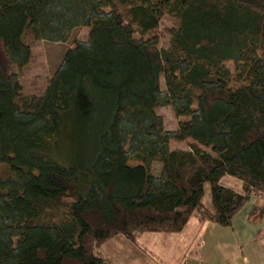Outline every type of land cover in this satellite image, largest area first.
Here are the masks:
<instances>
[{
  "label": "trees",
  "instance_id": "trees-1",
  "mask_svg": "<svg viewBox=\"0 0 264 264\" xmlns=\"http://www.w3.org/2000/svg\"><path fill=\"white\" fill-rule=\"evenodd\" d=\"M76 28L87 39L24 95L30 43ZM165 106L185 118L175 131ZM251 197L264 200V0H0V264H109L114 237L180 233L193 215L229 227Z\"/></svg>",
  "mask_w": 264,
  "mask_h": 264
},
{
  "label": "rangeland",
  "instance_id": "rangeland-1",
  "mask_svg": "<svg viewBox=\"0 0 264 264\" xmlns=\"http://www.w3.org/2000/svg\"><path fill=\"white\" fill-rule=\"evenodd\" d=\"M176 22L169 17L162 18L156 29L155 34L159 37L158 48H166L168 35L167 31L174 28ZM87 28H76L72 30L66 42L51 43L47 41H35L30 43L31 60L29 64L19 72V83L22 86L24 95H41L45 90L49 78L54 70L58 67L64 53L73 47L76 41H85L87 39ZM231 68V63L228 64ZM161 88L164 89L163 79L160 78ZM155 113L162 118L163 127L166 131H175L178 123L185 118L176 117L172 109L168 106L159 107L155 110ZM171 150H187L186 142L170 141ZM129 166H137L134 161L128 162ZM159 164L153 163L151 167V173L157 175L159 172ZM220 185L223 187H231L234 190H239L240 187L236 184H231L228 179H222ZM206 194L203 198V203L209 205L208 187ZM241 191V190H240ZM263 197V196H262ZM251 203L244 206L241 213L237 215L239 222H242L243 216L248 215V210L252 202L255 203L256 199L252 198ZM264 202L263 199L258 198L257 205ZM247 208V209H246ZM257 214V212H256ZM197 215H193L188 224L180 233L166 234V233H145L139 237L135 243L127 241L122 236H117L106 243H104L100 249V255L109 264H201L197 257V251L199 244L201 243L198 238L195 239V219ZM261 223V222H260ZM254 224L253 231L258 230L261 226ZM243 225V224H242ZM218 226V225H216ZM220 232L226 227H217ZM228 228V227H227ZM239 228L242 232L243 229L234 225V229ZM204 229V264H233V253L235 247L224 241L225 246L220 247L221 233L214 230ZM230 232V231H228ZM255 233V232H254ZM210 236L216 237L219 242H209ZM257 247L263 252L264 242L261 241V235L256 242ZM220 247V248H219ZM222 251V255L220 251ZM228 251V254L224 251ZM242 250H245L242 248ZM187 251V253H185ZM220 257L223 259L221 260Z\"/></svg>",
  "mask_w": 264,
  "mask_h": 264
},
{
  "label": "crops",
  "instance_id": "crops-1",
  "mask_svg": "<svg viewBox=\"0 0 264 264\" xmlns=\"http://www.w3.org/2000/svg\"><path fill=\"white\" fill-rule=\"evenodd\" d=\"M222 179H228L229 181H231V184H233V185L236 184L237 186L240 187L239 190H234L230 186L229 187L225 186L226 188H230L237 193H242V185H241V182L239 180H237L233 177H230V176H224ZM205 194H206V189H205ZM252 198H255L256 202L255 203L252 202V205L250 206V210H248V215H246L247 214L246 213L245 216H243L244 219L242 218V222H239V220H236V219H238L237 215H239V213H241L240 211H242L244 206L246 207V205L251 203L250 200ZM250 200L234 215V217L232 218V221H231V225L228 228L227 227L223 228L224 230H222V232H220L219 230H215V229H218L217 228L218 226H216L215 224L200 221L199 217L197 216V218L195 219V222H194V225H195V227H194L195 234L194 235H195V239L198 238L199 241L201 242L199 244L198 251H197V257L199 259V261H197V263L200 262L201 264H204V229L207 228V230L211 229V230H214L216 232L221 233V239L222 238L223 239L221 241L220 247L225 246L224 241H226V246L228 245L227 242H229V244H232L235 247V251L232 255L234 258V260L232 262L233 264H264V249H263V252L260 251L257 247V244H256V242H258V237H259V235H261L262 230L264 228V218L258 219L254 222L249 218L250 212L252 211L253 207H255L258 203V198L251 197ZM190 219H189V221H190ZM259 223H260L261 227L258 230L253 231L254 224L259 225ZM235 224L237 225V227H239V225H240V228L243 229V231L240 232L239 228L234 229ZM228 231H230V232H228ZM173 234H176V233H173ZM142 235H140V236H142ZM140 236L137 237L136 241L139 240ZM213 240L216 242L220 241L216 237L210 236L209 242H211ZM261 241L264 242V239L262 237H261ZM242 248H244L245 250H242ZM185 253H187V251H185ZM220 253L222 255V251H220ZM224 253L227 256L228 251L225 250ZM220 259L223 260L221 257H220Z\"/></svg>",
  "mask_w": 264,
  "mask_h": 264
}]
</instances>
